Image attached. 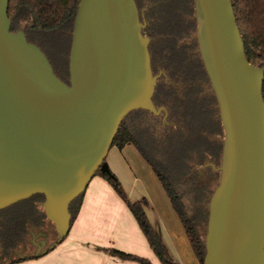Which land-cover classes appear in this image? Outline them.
<instances>
[{
    "label": "water",
    "instance_id": "obj_1",
    "mask_svg": "<svg viewBox=\"0 0 264 264\" xmlns=\"http://www.w3.org/2000/svg\"><path fill=\"white\" fill-rule=\"evenodd\" d=\"M0 0V210L33 195L58 238L70 203L106 159L122 119L145 109L158 75L135 0H79L68 83L23 30L12 31ZM196 36L223 131L208 205L203 264H264V67L245 56L230 0H194ZM165 118V116H164ZM205 165V166H207Z\"/></svg>",
    "mask_w": 264,
    "mask_h": 264
},
{
    "label": "trees",
    "instance_id": "obj_2",
    "mask_svg": "<svg viewBox=\"0 0 264 264\" xmlns=\"http://www.w3.org/2000/svg\"><path fill=\"white\" fill-rule=\"evenodd\" d=\"M230 2L247 61L255 67H264V0ZM135 3L139 13L142 12V33L148 39L153 74L162 72L156 80L152 101L156 109H164L161 114L165 119L161 121L159 115L145 109L129 112L122 119L111 147L119 151L131 147L153 173L197 264H203L204 238L197 230L195 218L202 217V213L208 216L212 193L207 198V186L200 182L197 172L208 163L217 165L223 131L211 79L196 36L194 0H135ZM78 4L79 0H9L7 8L10 29L23 30L27 40L45 53L54 73L67 83L68 55ZM262 95L264 101V78ZM95 176L105 180L127 206L160 264H178L147 217V200L130 201L106 159ZM186 193L192 195L197 204V213L193 217L183 201ZM83 194L69 205L70 226ZM207 199L208 205H205ZM43 201L44 196L36 194L0 210L2 248L13 249L27 233L28 226L39 227L49 221ZM106 250L123 261L152 264L144 256L116 248Z\"/></svg>",
    "mask_w": 264,
    "mask_h": 264
},
{
    "label": "crops",
    "instance_id": "obj_3",
    "mask_svg": "<svg viewBox=\"0 0 264 264\" xmlns=\"http://www.w3.org/2000/svg\"><path fill=\"white\" fill-rule=\"evenodd\" d=\"M115 148L114 146L111 147L106 156L109 169L123 183L130 201L145 198L147 200L146 208H149L150 202L146 197L137 199L138 196L134 195V185L139 180L133 175L129 161L123 154L124 151L128 156H133L134 154L131 152L133 150L130 148V151L129 147L128 149L124 148L122 151L117 148L113 150ZM119 174H122V176L120 175L119 177ZM129 178H133L132 187L128 185ZM123 179L128 181V183H124ZM163 207L165 208L162 209L163 211L159 215L161 225L165 231L168 229L173 235L180 236L181 233L183 242L178 241L179 247L183 246L188 254L191 255V264H197L183 230L179 231L176 227L177 220L172 212L170 213V208L168 209L166 204ZM146 214L149 218L148 211H146ZM157 231L173 260L178 264H185L181 257H174L171 254L169 247L164 241V234L158 229ZM115 247L130 251L129 253L132 252V254L144 256L152 264H160L127 206L105 180L94 176L84 191L78 213L63 241L39 257H31L33 254H16V258L11 261L13 263L9 262V264H137L120 260L106 250ZM40 250H42L41 247ZM23 257L28 258L18 260Z\"/></svg>",
    "mask_w": 264,
    "mask_h": 264
},
{
    "label": "rangeland",
    "instance_id": "obj_4",
    "mask_svg": "<svg viewBox=\"0 0 264 264\" xmlns=\"http://www.w3.org/2000/svg\"><path fill=\"white\" fill-rule=\"evenodd\" d=\"M156 121H158V119H156ZM222 138H223V132L221 134V139ZM126 148L128 149V147ZM130 148L131 147H129V150L131 151L132 148L131 149ZM144 149L146 150L147 148L144 147ZM113 150H116V148ZM131 152H133L134 154L133 156H128V154L124 151H123V154L125 155V158L129 161L133 175L135 176V178L139 180L137 181V184L134 185V191H135L134 195L138 196L137 199H140L141 197H146L149 200L150 206L149 208H146V211H148V215H149L148 219L152 225H154L162 234H164V241L169 247L171 254L174 257L175 256H177L178 258L181 257V259H183L185 264H191V258H192L191 255L188 254L187 250H185L183 246L179 247V244H178V241L183 242V239H182L183 236L181 235V233H180V236L176 234L173 235L168 229L167 231H165L164 227L161 225L159 215L160 213H162L163 211L162 209L165 208L163 206H165L166 204L169 209V205L165 197L164 191L161 188V185L159 184V182L157 181L153 173L149 170V168L143 163L140 157L134 152V150ZM219 162H220V158L218 159L216 166L219 165ZM194 173H196V169ZM120 175L122 176V174H119V177ZM197 175L200 179V182L204 184L205 186H207V195H208L207 198H209L214 187L217 185L219 181V173L214 170L211 171V169L208 166L207 167L204 166V167L199 168ZM129 179L130 180H129L128 185L131 186L133 182V178H129ZM119 181L121 182L120 179ZM123 181L124 183H128V181H125L124 179ZM121 185L123 187L122 182H121ZM187 194L188 193L183 194V201L187 207L189 215L193 217L197 213V207H196L197 204L194 203V200L191 198L192 195L190 194L187 195ZM207 203H208V199L205 205H208ZM206 209H207V206H206ZM206 217L207 215L204 216V213H202V217L199 218V216H197V218H195V222L197 223V230L202 236V238H204L205 232H206ZM176 227L178 228L179 231H181L182 228L178 222L176 223ZM57 238H58V232L53 222L46 221L44 224H42L39 227L28 226L27 233L16 244L15 248L10 252V254L7 257L4 256L2 249H0V264H9V262L13 261L14 258H16V254L17 255H32V254L34 255L38 248L41 247L42 250L47 248ZM186 246L188 245L186 244ZM115 248L120 249L125 252H130V251L121 249L119 247H115Z\"/></svg>",
    "mask_w": 264,
    "mask_h": 264
},
{
    "label": "flooded vegetation",
    "instance_id": "obj_5",
    "mask_svg": "<svg viewBox=\"0 0 264 264\" xmlns=\"http://www.w3.org/2000/svg\"><path fill=\"white\" fill-rule=\"evenodd\" d=\"M140 14H142V12H140ZM159 73H160V75H158ZM156 75H158V77H159V76H162V72H158ZM161 113H162V112H160L159 115H160V119H161V121H162V120L165 119V118H164L165 115H164V114H161ZM208 164H209V163H208ZM214 165H215V164H214ZM207 166H210V165H207ZM207 166H206V167H207ZM210 167H211V166H210ZM211 168H212V167H211ZM212 169H213V168H212ZM17 243H18V242H17ZM14 248H15V247H14ZM14 248H13V249H14ZM0 249H2V252H3L4 256H6V257H7V256L10 254V252L13 250V249H11V250L7 251V250H5L4 248H2L1 246H0Z\"/></svg>",
    "mask_w": 264,
    "mask_h": 264
}]
</instances>
